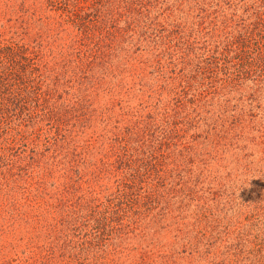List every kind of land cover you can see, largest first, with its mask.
I'll return each instance as SVG.
<instances>
[{"label": "trees", "instance_id": "1", "mask_svg": "<svg viewBox=\"0 0 264 264\" xmlns=\"http://www.w3.org/2000/svg\"><path fill=\"white\" fill-rule=\"evenodd\" d=\"M0 264H264V0H0Z\"/></svg>", "mask_w": 264, "mask_h": 264}]
</instances>
